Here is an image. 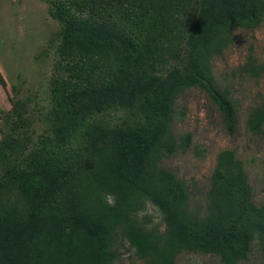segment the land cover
Returning <instances> with one entry per match:
<instances>
[{
	"label": "trees",
	"instance_id": "16d2710c",
	"mask_svg": "<svg viewBox=\"0 0 264 264\" xmlns=\"http://www.w3.org/2000/svg\"><path fill=\"white\" fill-rule=\"evenodd\" d=\"M44 1L59 24L45 128L29 133L31 98L2 117L0 264H117L125 241L141 264L184 252L238 264L255 241L264 250V204L235 149L219 152L202 205L163 164L191 142L173 129L187 89L205 91L236 134L238 103L212 61L238 28L261 26L264 0ZM243 70L260 77L264 63L249 56ZM247 126L264 134V94ZM148 204L164 230L139 216Z\"/></svg>",
	"mask_w": 264,
	"mask_h": 264
},
{
	"label": "rangeland",
	"instance_id": "374dc122",
	"mask_svg": "<svg viewBox=\"0 0 264 264\" xmlns=\"http://www.w3.org/2000/svg\"><path fill=\"white\" fill-rule=\"evenodd\" d=\"M58 30L59 24L51 18L46 1L0 0V73L5 78V84L0 81V139L2 117L12 111L14 98L32 99L29 133L35 139L43 132L45 117L40 110L48 97L55 61V45L50 39ZM249 56L264 63V22L254 30L238 28L234 42L212 61L216 81L229 87L238 103L235 135L228 133L219 107L205 91L190 88L178 98L174 132H191L192 138L185 152H177L163 164L190 184L194 205L205 203L217 156L225 149L236 150L248 173L254 201L264 204V134H254L247 126L250 111L261 103L264 94V74L254 77L245 73L243 67ZM143 214L151 215L152 225L160 224L164 230L162 216L154 206L148 204L139 216ZM141 263L125 241L117 264ZM176 264L223 263L217 255L184 252ZM238 264H264V250L258 240L249 257Z\"/></svg>",
	"mask_w": 264,
	"mask_h": 264
},
{
	"label": "clouds",
	"instance_id": "9594fccd",
	"mask_svg": "<svg viewBox=\"0 0 264 264\" xmlns=\"http://www.w3.org/2000/svg\"><path fill=\"white\" fill-rule=\"evenodd\" d=\"M114 196H112L111 194L109 195V197H108V200H107V202L110 204V205H114Z\"/></svg>",
	"mask_w": 264,
	"mask_h": 264
}]
</instances>
